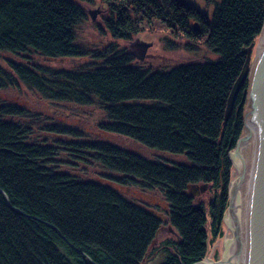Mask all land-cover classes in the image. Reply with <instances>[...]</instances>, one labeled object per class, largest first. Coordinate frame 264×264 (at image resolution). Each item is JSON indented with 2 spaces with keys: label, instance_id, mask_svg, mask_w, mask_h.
Segmentation results:
<instances>
[{
  "label": "trees",
  "instance_id": "16d2710c",
  "mask_svg": "<svg viewBox=\"0 0 264 264\" xmlns=\"http://www.w3.org/2000/svg\"><path fill=\"white\" fill-rule=\"evenodd\" d=\"M211 15L189 0H0V50L59 58L90 55L86 69H51L6 60L0 89L18 82L51 103L104 108L97 128L151 150L185 154L187 163L167 165L105 141H80L82 133L59 124L53 134L77 141L72 157L108 173L104 181L80 180L52 165L56 146L28 141L29 128L11 116L25 108L0 103V264H192L221 236L230 180L228 152L243 126L248 80L233 87L245 51L264 24V0H205ZM98 5L102 31L130 41L142 32L164 31L183 48L204 45L215 60L167 71L134 64L133 54L110 42L89 50L76 43V29ZM233 97V98H232ZM129 99L145 100L128 103ZM232 99V100H231ZM231 100V104H229ZM159 191L168 205L171 235L158 240L163 221L108 183ZM206 184L205 203L187 192Z\"/></svg>",
  "mask_w": 264,
  "mask_h": 264
},
{
  "label": "rangeland",
  "instance_id": "374dc122",
  "mask_svg": "<svg viewBox=\"0 0 264 264\" xmlns=\"http://www.w3.org/2000/svg\"><path fill=\"white\" fill-rule=\"evenodd\" d=\"M189 3L203 13L208 15L212 13L214 4H207L205 0H189ZM97 10H99L98 5L88 7L87 14L89 11H96L94 19L96 22L84 21L76 29V43L89 50L102 48L106 44L113 42L133 54V62L135 65L149 68L152 71H167L178 65L215 60L218 57L215 52L207 49L204 45H198L195 51H187L183 48L184 41L182 40L177 42L178 45L176 48H170L168 43L174 41V39L162 27L157 32H142L130 41L113 39L108 33L100 29L102 24L99 22V11L97 12ZM257 41L258 37L251 46L245 49L247 63L252 61L256 53ZM143 48L144 56L142 57L141 55L139 57L138 55ZM8 59L29 64L44 65L51 69L65 70L86 69L100 63L99 61L93 60L88 54L81 57L68 56L51 58L32 52L11 53L0 50V66L4 69H7L6 60ZM248 75L249 73L246 72L243 79H247ZM231 100L229 104H231ZM137 101L146 102L145 100L138 99H129L125 102L132 103ZM3 102L14 103L25 108L26 112L24 116H11V119L19 121L29 128L27 135L28 141L56 146V155L53 156L54 162L52 165L58 170L78 176L80 180L93 179L104 181L103 175L108 172L95 164H86L81 160L73 158L72 154L75 153L70 151V146L65 145L64 142L77 140L48 132L44 129L45 126L59 124L62 127H70L82 133L83 137L80 138V141L100 140L109 142L121 148L131 150L147 160L159 161L167 165L187 163L185 154L151 150L127 137L101 132L97 128V124L105 121L106 115L104 108L98 102L92 105H77L69 102L51 103L42 99L35 91L21 82H18L15 87L0 89V103ZM230 166L231 179L233 178V165L231 162ZM118 191L124 194L129 200L153 210L156 215L158 214L160 216L163 225L158 240H163L171 235V232L168 231V224L166 223L168 205L159 191L145 193L138 188L125 186H122ZM187 192L191 193L196 201L207 203L212 197L214 189L207 187L202 189L200 185H197L196 187H188ZM225 234L226 228L223 223L221 236L209 244L206 254L213 261L220 258ZM160 258V254H157L148 264H156Z\"/></svg>",
  "mask_w": 264,
  "mask_h": 264
},
{
  "label": "water",
  "instance_id": "95a60500",
  "mask_svg": "<svg viewBox=\"0 0 264 264\" xmlns=\"http://www.w3.org/2000/svg\"><path fill=\"white\" fill-rule=\"evenodd\" d=\"M88 15L93 21L96 11H89ZM143 51L144 48L139 57L144 56ZM252 60L254 68L247 77L242 131L227 155L232 165L234 158H239V161L237 176L228 184V203L222 221L225 223V216L229 214L230 220L221 255L214 261L206 259L208 256L205 255L192 264H264V24ZM246 65L247 58L232 94L246 75ZM108 184L117 190L122 188L111 181ZM205 187L206 184L200 185L202 189ZM146 209L156 215L153 210ZM91 264L95 263L91 261Z\"/></svg>",
  "mask_w": 264,
  "mask_h": 264
},
{
  "label": "bare ground",
  "instance_id": "6f19581e",
  "mask_svg": "<svg viewBox=\"0 0 264 264\" xmlns=\"http://www.w3.org/2000/svg\"><path fill=\"white\" fill-rule=\"evenodd\" d=\"M253 68H254V61L252 60L251 62L247 63L246 72L251 74L253 72ZM239 152H240V146H239ZM238 161H239V158H234L233 159V178H235L237 176ZM232 194H233V202H234L235 189H234V191H232ZM229 220H230V214L225 216V223L223 222L224 223V227L226 228V230H227V227H228V224H229ZM223 241H224V239H223ZM222 245H223V242H222ZM206 259L210 260L209 257H207Z\"/></svg>",
  "mask_w": 264,
  "mask_h": 264
}]
</instances>
